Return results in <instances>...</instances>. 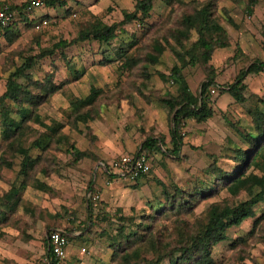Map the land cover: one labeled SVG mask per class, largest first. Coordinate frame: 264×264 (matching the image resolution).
I'll list each match as a JSON object with an SVG mask.
<instances>
[{
  "label": "rangeland",
  "instance_id": "374dc122",
  "mask_svg": "<svg viewBox=\"0 0 264 264\" xmlns=\"http://www.w3.org/2000/svg\"><path fill=\"white\" fill-rule=\"evenodd\" d=\"M24 1L28 0L17 4ZM135 1L79 0L78 5L49 14L34 9L27 18L43 16L46 24L35 30L31 22L27 23L29 19L18 21L8 34L16 35L10 42L0 30V93L8 74L24 58L50 50L59 40L71 41L91 17L104 24L117 22L122 13L132 10ZM183 1L187 3L185 7L155 0L143 22L124 25V30L108 44L94 40L75 42L34 61L27 71L33 80L50 77L56 85L63 82L36 108L46 126L59 128L52 134L38 124L28 123L23 134L24 147L37 138L49 140V144L44 151H29L31 157L39 155L40 159L29 173L18 209L0 226V264L40 263L44 255L42 240L55 227L64 228L68 234L70 252L61 264H117V258L112 259L115 243H121V235L136 229L145 236L138 245L140 259H155L168 251L178 255L176 218L185 222L184 229L188 231L190 224L204 219L210 203L226 200L232 204L245 198L241 191L230 195L220 188L217 193L197 200L188 214L177 216L169 209L168 196L180 190L182 195L196 192L211 181L212 164L230 171L233 149L244 148L243 136L252 133L253 111L264 110L261 72L244 78L241 103L235 102L227 91L216 88L231 83L237 72L253 60L264 61V0H213L212 14L226 32V46L215 49L205 65H189L185 56L178 60L171 51L174 48L181 54L189 49L196 38L194 32L179 47L168 33L183 12L192 10L194 2L201 4L205 0ZM153 41L164 49L157 63L146 59L153 54ZM131 42L134 44L129 48L127 44ZM123 50L138 59L129 69L120 66ZM173 64L180 67L194 94L207 78L212 79L210 89L214 90L208 92V107L212 110L209 118L200 122L188 118L180 123L182 144L176 158L163 152L170 148L167 130L172 111L168 109L167 113L161 106V99L176 95V84L168 76ZM145 74L148 76L144 77ZM92 88L101 90V94L91 107L81 110L87 111L89 118L84 123H73L70 102L83 98ZM6 104L14 107L9 101ZM147 137L159 139L162 144L160 150L148 152L146 173L135 179H118L103 170L102 166L117 155L134 153ZM70 146L86 156L73 161ZM0 156L10 161V166L0 164L1 196L18 181L21 157L6 149L1 139ZM253 172L257 174V170ZM35 181L47 189L34 187ZM93 192H97V199L91 201L89 195ZM258 216L262 218L251 227ZM148 237H152L153 245ZM121 248L115 256L121 257ZM210 257L214 264H264V199L255 205L254 217L226 230V239L212 246ZM161 263L167 264V258Z\"/></svg>",
  "mask_w": 264,
  "mask_h": 264
},
{
  "label": "trees",
  "instance_id": "16d2710c",
  "mask_svg": "<svg viewBox=\"0 0 264 264\" xmlns=\"http://www.w3.org/2000/svg\"><path fill=\"white\" fill-rule=\"evenodd\" d=\"M153 1L136 0L131 11L122 13L120 20L110 24H104L97 17H91L88 22L80 26L76 36L71 41L66 43L59 40L51 46L50 50H42L39 54L24 58L8 74L4 83V90L0 93V139L6 149H11L21 158L17 171L18 181L12 183L8 191L0 196V226L4 225L8 216L18 209L21 193L28 185L27 179L29 173L39 162V155L35 157L29 155L30 149L38 148L44 151L49 144V140L43 142L37 138L28 147H24L21 140L26 129L29 127L28 123L38 124L52 134H55L59 128L58 126H46L36 114V108L45 102L50 95L59 90L63 82L56 85L50 77H44L41 81L33 80L27 71L32 67L34 61L46 54H52L54 49H61L72 43L94 40L100 44H108L124 30V25L132 21L143 22L152 8ZM162 1L166 5L171 2H176L183 7L187 5L183 0ZM65 2L67 0L60 2L59 5H63ZM27 3L28 1L20 4L4 2L0 4V7L6 5L9 11L14 12L16 17H19L20 21L25 20L26 22L29 19L27 23L30 24V22L32 23V21L39 17L34 19L27 18V15L23 13V8ZM214 7L213 0H205L201 4L194 2L193 7L191 6V11L183 12L179 16L175 26H172L168 33L174 45L181 46L182 41L189 39L191 32L195 33L196 38L184 53H177L174 48H171L175 58L182 60L183 56H185L186 62L189 65H205L215 49L226 46V32L213 17ZM247 11L249 13V10ZM226 20L228 23H231L229 19ZM15 23L14 19L8 26L0 28L9 42L16 37L13 34L12 36L8 35L11 34L10 29ZM262 34L264 38V27ZM162 38V40H166V37L162 36ZM133 44L131 42L127 46L131 48ZM150 47L153 54L147 55L146 59L150 63H157V57L164 50L163 45L158 41H153ZM121 56L123 62L120 66L125 69L133 67L138 62L135 55H126L124 50L121 52ZM169 71V78H172L176 84V95L170 99H161L162 104L172 111L170 149L168 151L165 150V153L176 158L182 144L178 133L180 123L188 118L200 122L212 115V110L208 107L207 98L213 81L211 78L203 81L200 84L197 96L189 92L185 80L180 73L179 66L173 64ZM259 72L264 74V61L253 60L245 68L240 69L233 81L222 87V90L227 91L235 102L241 103L244 100L242 91L244 89L243 80L245 76L250 73ZM147 76V74L144 75V77ZM100 94L101 90L92 88L83 98H77L70 102L69 110L73 123H84L89 118L87 111L82 112L81 110L91 107ZM7 101L11 102L14 107L8 106L6 104ZM251 122L252 133H245L243 136L246 146L244 148L237 147L233 149L232 161L234 164L230 171H224L212 164V169L209 173L210 177H212L211 181L202 184L196 192L184 193L182 195V191L180 190L178 193L168 196L169 209L177 216L185 213L188 214L197 200L217 193L220 188L225 189L230 195H236L241 191L245 195V198L232 204L226 200L210 203L205 211L204 219L190 224L189 227L192 228L188 231L184 229L185 222L183 220L179 221L176 218L174 229L178 237V247L175 252H179L178 255H174L172 251H168L163 255L155 256V259L142 260L139 258L137 251H139V242L145 239V236L138 232L137 229L127 235H121L123 241L121 243L117 241L115 244L122 247V258L115 256L119 247L115 246L112 253V259L115 260L117 258L118 260L117 264H162L161 261L164 258H167V264H214L210 257L212 246L226 239V230L229 227H237L243 220L254 217L255 205L264 199V110L255 109L251 116ZM159 143H161V140L147 137L141 143L137 152H149L152 149L160 150ZM70 148V154L74 157L73 161L86 156V153L77 150L73 146H70ZM0 164L10 166V161H6L0 156ZM248 168L250 170L246 172ZM253 170H257V174ZM34 187L42 191L47 189L45 185L37 181H35ZM87 208H89L88 204ZM261 218L262 216L255 217L251 227H255ZM148 227H143V230L148 229ZM120 230H122V227ZM63 232L67 233L66 231ZM147 235H150V233ZM148 241L153 245L152 237H148ZM47 252L46 248L44 254L46 255Z\"/></svg>",
  "mask_w": 264,
  "mask_h": 264
},
{
  "label": "built area",
  "instance_id": "2783aa9c",
  "mask_svg": "<svg viewBox=\"0 0 264 264\" xmlns=\"http://www.w3.org/2000/svg\"><path fill=\"white\" fill-rule=\"evenodd\" d=\"M64 1L66 0H29L23 8V13L27 15L34 11V9L49 4H59ZM15 18L16 14L9 11L6 5L0 7V28L8 26ZM45 24L46 20L41 18L32 22L35 30L41 28ZM209 91L210 93L214 92L213 89H210ZM109 166L110 171L114 172L117 176L135 179L137 176H140L149 170L148 153L137 152L133 155H121L113 159ZM89 199L91 201L97 199V192L91 193ZM46 240L48 252L46 255H43L40 264H61L68 246V234L57 229H52L47 232Z\"/></svg>",
  "mask_w": 264,
  "mask_h": 264
},
{
  "label": "crops",
  "instance_id": "0c3cea01",
  "mask_svg": "<svg viewBox=\"0 0 264 264\" xmlns=\"http://www.w3.org/2000/svg\"><path fill=\"white\" fill-rule=\"evenodd\" d=\"M22 0H0V3H4V2H7V3H14V4H17L18 2H21ZM29 1V0H28ZM78 2H79V0H67V2H65L63 5H59V4H49V5H46V6H43V7H40V8H38L37 9V11L38 10H41V11H43L44 13H47V14H49V13H51V12H54V10L55 9H60V8H64V10L65 9H67V8H69L68 6H70V5H75L76 3H77V5H78ZM153 2H155V0L153 1ZM152 2V3H153ZM41 17H43V16H41ZM39 18H40V16H39ZM38 19V18H37ZM17 21H20V19H19V17H16L15 18V22H17ZM250 74H256V73H250ZM248 75V74H247ZM246 75V76H247ZM245 76V77H246ZM185 80V79H184ZM185 83H186V81H185ZM244 84V83H243ZM186 85H187V83H186ZM187 87H188V85H187ZM200 87V86H199ZM222 87L223 86H217L216 85V88L217 89H220V91H224V90H222ZM188 90H189V88H188ZM189 92L191 93V94H193V95H197L198 96V94H199V90H198V93H196V94H194L193 92H191L190 90H189ZM214 93V92H213ZM161 106H162V108H164L163 110H165L167 113H168V108L166 107V106H163L162 104H161ZM169 121H170V127H169V130H167V132H168V141H169V145H170V129H171V127H172V113H171V115L169 116ZM160 145L162 144V143H159ZM141 145V144H140ZM160 147V146H159ZM181 147V146H180ZM139 148H140V146L137 148V150L134 152V153H131V154H121V155H133V154H135V153H137V151L139 150ZM170 149V148H169ZM180 150V149H179ZM117 151H119V150H117ZM167 151H168V149H167ZM164 153H165V150L163 151ZM148 153V152H147ZM168 154V153H167ZM120 154L119 155H117V157H119V156H121ZM169 155V154H168ZM171 156V155H170ZM116 157V158H117ZM112 161V160H111ZM110 161V162H111ZM110 162H108L107 163V165L106 166H102L103 167V170L106 172V173H108L109 175H112V177H116V178H118V179H129V178H127V177H121V176H117L116 174H114V172H112V171H110ZM140 176H142V175H140ZM52 229H57V230H60V231H65V229L64 228H61V227H55V228H51V229H49V230H52ZM48 230V231H49ZM43 241V246H44V253H45V250H46V248H47V240H46V237H44V239L42 240ZM83 249V248H82ZM82 249H80L81 251H82ZM69 250V251H68ZM67 252H70V249H66V251H65V256L67 255ZM36 264H40L39 262H37Z\"/></svg>",
  "mask_w": 264,
  "mask_h": 264
}]
</instances>
